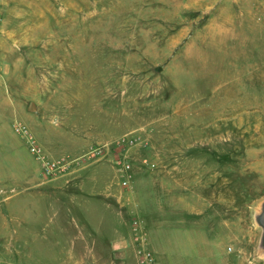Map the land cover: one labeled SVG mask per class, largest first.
I'll use <instances>...</instances> for the list:
<instances>
[{
  "label": "rangeland",
  "instance_id": "1",
  "mask_svg": "<svg viewBox=\"0 0 264 264\" xmlns=\"http://www.w3.org/2000/svg\"><path fill=\"white\" fill-rule=\"evenodd\" d=\"M17 121L65 172L43 175ZM0 128V167L15 145L64 199L82 182L120 187L116 161L128 159L134 264L135 216L157 264H260L250 212L264 196V0H0ZM13 186L0 227L8 214L18 230L30 195ZM153 193L158 260L133 208L154 223Z\"/></svg>",
  "mask_w": 264,
  "mask_h": 264
},
{
  "label": "crops",
  "instance_id": "2",
  "mask_svg": "<svg viewBox=\"0 0 264 264\" xmlns=\"http://www.w3.org/2000/svg\"><path fill=\"white\" fill-rule=\"evenodd\" d=\"M2 135L0 133V138ZM2 150H7L10 157L7 159L9 164L2 163L0 175L11 177L9 182L8 178H0V204L10 200L1 197L8 185L21 187L29 193L30 199L25 204L27 215L20 219L23 226L18 230L8 224V214L3 216L0 239L6 240L0 247V264H134L128 259L132 251L125 225L130 213V204L126 200L128 191L82 182L70 200L64 199L52 192L54 185L35 181L34 168L18 161L20 150L15 145L5 144ZM145 188L158 190V183ZM88 190L92 191L90 195ZM131 191L133 197L135 193ZM148 195L156 214L154 223L145 207L137 202L133 208L144 217L158 260V193ZM103 237L107 240L104 244L100 242ZM23 239L24 246L21 244ZM68 239L81 240L88 245V250H72ZM90 239L95 245L89 244Z\"/></svg>",
  "mask_w": 264,
  "mask_h": 264
},
{
  "label": "built area",
  "instance_id": "3",
  "mask_svg": "<svg viewBox=\"0 0 264 264\" xmlns=\"http://www.w3.org/2000/svg\"><path fill=\"white\" fill-rule=\"evenodd\" d=\"M15 133L20 136L28 145L29 151L37 161L41 163L43 175L55 177L67 170L68 162L64 159L54 160L49 158L38 142L34 132L23 122L17 121L13 124ZM93 154H103L104 149H93ZM132 166L126 157L116 161V170L120 179V187L130 192L133 187L130 183ZM131 233L134 243L137 246V257L139 264H157L156 257L147 245V232L143 227L140 217L135 216L132 220Z\"/></svg>",
  "mask_w": 264,
  "mask_h": 264
},
{
  "label": "water",
  "instance_id": "4",
  "mask_svg": "<svg viewBox=\"0 0 264 264\" xmlns=\"http://www.w3.org/2000/svg\"><path fill=\"white\" fill-rule=\"evenodd\" d=\"M250 219L252 225L259 230L254 259L264 264V196L251 205Z\"/></svg>",
  "mask_w": 264,
  "mask_h": 264
}]
</instances>
